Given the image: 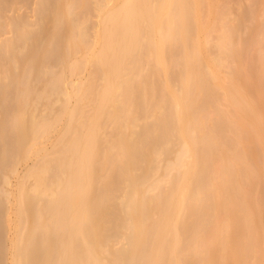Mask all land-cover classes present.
I'll return each mask as SVG.
<instances>
[{"label":"bare ground","instance_id":"bare-ground-1","mask_svg":"<svg viewBox=\"0 0 264 264\" xmlns=\"http://www.w3.org/2000/svg\"><path fill=\"white\" fill-rule=\"evenodd\" d=\"M221 2L37 0L34 21L9 29L0 25V38L13 33L0 40L5 52L30 47L29 26L48 21L66 32L64 59L54 57V64L58 58L62 65L61 80H54L49 50L48 60H40L43 79L50 76L43 91L32 104L26 101L28 113L24 108L13 116L18 134L13 142L25 145L20 159L36 161L14 192H4L7 225L15 231L8 264H24L40 247L54 256L55 246L61 249L49 264H126L130 247L139 252L127 264H264V216L257 198L264 186V101L251 99L255 87L264 94V33L255 28L248 40L240 39L236 16ZM7 63L19 67L13 55ZM26 65L23 83L35 67L31 61ZM9 71L1 72L0 88L10 82ZM30 91L23 89L22 98ZM138 93L143 116L134 113ZM53 95L63 96L56 110ZM164 103L171 121L163 144H177L178 153L160 174V165H153L128 185L109 188L119 190L109 217L118 220L116 232L94 245L88 222L97 206L88 193L96 169L103 167L102 178L125 165L134 175L137 127L155 129L154 112H164ZM40 105L45 106L36 113ZM52 130L56 148L49 153L38 145ZM157 146L154 161L164 153ZM10 169L17 171L16 165ZM31 211L35 218H28ZM152 215L157 216L149 226ZM27 220L35 227L25 231ZM73 241L76 251L70 249Z\"/></svg>","mask_w":264,"mask_h":264},{"label":"rangeland","instance_id":"rangeland-1","mask_svg":"<svg viewBox=\"0 0 264 264\" xmlns=\"http://www.w3.org/2000/svg\"><path fill=\"white\" fill-rule=\"evenodd\" d=\"M36 1L37 0H0V25H4V26L9 25L8 26L9 29L10 24L12 25V23L19 24L29 20H31V22L34 21L32 19L37 18L36 16L34 17L35 13L33 11L36 8L35 6ZM221 1H222L221 4L224 3L231 9L232 12L231 15L233 17L236 16L235 24L239 28L237 31H238V36H240V39L248 40L252 36L255 28H259L260 30L263 29L262 32L264 33V26L262 24L264 23V0H221ZM31 2H34V4L33 3L31 4ZM28 4L30 5L29 8L32 7L31 10L29 8H26L29 6ZM31 13L34 14L32 17H31ZM27 16H29L30 19L26 20L25 17L28 18ZM19 20H21L22 22L21 21L19 22ZM46 20H49V18H47ZM258 23L259 24L261 23L262 28L260 27V25H258ZM43 24L44 23L40 24L41 28L39 26L37 27L36 25H34L35 27L29 26L25 28L27 31H29V33L33 34L30 42V47L27 50L25 49L21 53L17 51L15 48L14 49L12 48L8 52L2 50L0 51V78H1V72H3L7 67L10 69V71H12L13 74L10 77L9 80L10 82L6 84L1 83V85L3 86H1L0 88V264H8L10 262L11 259L10 240L11 237L15 234L14 228L12 226L7 225L8 223L7 219L9 216V211L7 210L10 204L7 203L6 198L4 196V192L9 190L14 192L17 188V184L19 183V181L22 180V175L24 174L26 169L36 161L35 156H31L26 160L20 159V157L24 153L25 145H17L14 144L13 142L14 138L16 139L18 136L17 127L12 123L13 116L24 108H25V112L28 113L26 110L27 109L26 101L32 104L33 103L32 101L36 100L35 95L37 94V92L43 91V88L45 86L44 83L46 79L50 77L48 74H46L43 79L42 76L43 67L41 66L42 64L40 63L41 61H43V59L46 58L48 60L49 57L48 63L49 64L52 63L53 65L56 66V67L53 66V68L55 67L56 70L55 69L52 70V72H55L56 74L54 77L55 81L61 80V78L58 79V77L60 76H57V74L62 75V73L60 72L62 71V65L59 66L58 62H60L61 60L63 61L64 59L62 55L63 54L62 47L64 46L63 38L66 32L62 28L60 30L53 29L52 25L48 21L44 25ZM43 27L44 29L42 31ZM35 31H37V33H33ZM12 35L13 33L11 32L2 34L0 40L6 37H13ZM15 37L16 36L14 35V38ZM14 42L16 45L19 44V41H17L16 39ZM260 42L264 44V40L262 41V38H260ZM56 46H58L59 48L57 47L56 49ZM35 47H37L38 54L35 57L36 59L34 60L31 57L32 56L31 53L33 50L36 49ZM49 50L55 52L52 53L50 51V55H49L48 53ZM54 53H56V55H52ZM45 54L49 56L44 58V56H46ZM12 55L13 57H15L16 60L19 61L18 68L17 67L13 68L10 63H7V61L10 60ZM54 57L55 58L58 57L60 61H58L59 59L57 58L56 59L57 62H55L54 64V60H55ZM30 61L31 64L35 65V67L30 73H28L29 77H27V82L23 83L22 79H23V75L25 74V68L27 67L26 64L29 63ZM39 68H42V70H40ZM178 73L179 71L174 70L173 77L177 76ZM63 74L66 77L65 72ZM38 77L40 81L39 79L37 80ZM158 81H159L158 77L157 75H155V89L157 92H159V87H160V83ZM139 82L140 80H138V82L136 83L139 84ZM177 82L178 81H176V83ZM14 83L15 85H13ZM30 87H31V91L29 97H27L26 99L22 98L23 96L21 94L22 90ZM253 89L254 92L251 99L261 104L264 101V94L262 93L261 87L260 88L255 87ZM9 90L11 91L13 90V91L9 92L8 96H5L7 95V92ZM10 93L11 95H9ZM14 93H16L15 97H13ZM56 98H57V102L56 104L54 103L52 106L55 110L61 106V100L63 99V96L53 95L51 100L56 101ZM134 99L137 105L134 109V113L137 112L139 113V115L142 116L145 115V109H144L145 105L141 97V94L140 93L136 94ZM44 106L45 105H40V107L36 110V113L39 112L41 113V109H43ZM164 106H165L164 112L162 113L154 112L153 118H156L154 119V123L157 124L155 125V129L154 128L145 129L144 123H141V126L137 127L138 132L136 133L135 136L137 142L134 144L131 153V158L133 159L132 162L134 166L138 168L136 172L134 171L135 173L134 175L132 173H129L127 171L126 166L124 165L125 167L124 166L119 168L117 167L116 170H112L111 174L102 176V178H100V174L103 171V167L98 165L95 172L96 175L94 177L95 182L93 181L94 182L93 189L88 193V197H90L91 205L95 206L96 204L97 206L95 211L92 212L91 214V218L92 217L95 218L91 219V221L88 222V225H90L93 229L91 238L93 240L94 245H98L104 242L105 241L104 239L107 235L116 232L115 228L117 227L118 220L117 219L115 220L114 218L110 219L109 217L114 212L113 202L115 199L113 194H115L116 196L119 190L113 188L112 191H114V193H111L109 188H111L112 185L114 186L115 183L120 184L122 186L128 185L131 179H133L134 177L141 176L146 171H149L150 167L153 165H158V164L160 165L161 168L159 169L158 172V174H160L164 170L165 165L175 159L176 154L178 153V145L174 143H169L168 145L163 144L165 138H168V136L170 135L168 132L169 131L168 124L171 121L170 114H168L169 113L167 107L168 105L167 104L165 105L164 103ZM143 119L146 120L147 119L146 116ZM59 127H61V125H59ZM56 133L57 130L56 131L52 130L48 135L40 139L41 143L38 146L44 148V151H47L49 153L52 152L56 148L55 146ZM155 146L163 147L164 153L159 161H154L153 159ZM247 146L248 148H251L253 145L248 144ZM107 152L109 151L107 150L106 153ZM139 158H142L141 159L142 161H140ZM12 165H16V170H17L16 173L11 171L10 168ZM4 176H6L10 180L9 183H6L4 181L6 179V177ZM27 182L30 183L31 180L29 179ZM261 183H264V179L262 180ZM135 186L137 188H140L139 185H135ZM107 189L109 193L107 192ZM257 198L260 202V205L263 207L262 216H264V186L261 187L260 192L257 195ZM29 214L31 215H28V218L31 217L35 218L34 212L31 211V213ZM10 216H13V214H11ZM156 216L157 215H152L151 218L148 220L147 225L149 226L152 225L154 223ZM31 227H35V221L28 222L27 220L25 231H27ZM36 227L40 229L41 225ZM36 236L37 237L35 238L36 239L35 243L36 246L39 247L38 244L40 240V234L37 233ZM76 243L77 241H73V243L70 246L71 250H75V251L77 250ZM47 249L48 248L41 249V247L40 249L39 248L36 249V251L33 254H30L25 257L24 264H49L50 261L56 258L57 250L61 249V247L55 246V248H53V250L56 251L54 256L53 253L52 255L50 254L52 250H47ZM138 252L139 250L137 248L130 247L129 249H127L124 252L125 253L124 255L126 257V264L127 262L130 261L129 259L132 256L138 254Z\"/></svg>","mask_w":264,"mask_h":264}]
</instances>
